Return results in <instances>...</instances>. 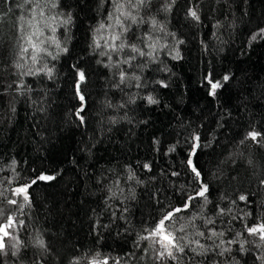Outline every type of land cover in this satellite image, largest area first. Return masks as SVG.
Masks as SVG:
<instances>
[{"label":"trees","instance_id":"trees-1","mask_svg":"<svg viewBox=\"0 0 264 264\" xmlns=\"http://www.w3.org/2000/svg\"><path fill=\"white\" fill-rule=\"evenodd\" d=\"M261 29L264 0H0V226L12 217L6 230L22 242L0 264H176L156 258L149 233L201 182L208 202L197 197L167 230L212 244L195 236L211 218L247 250L225 243L224 256L181 264H264L246 231L264 223ZM197 136L199 180L187 164ZM24 185L27 199L15 193Z\"/></svg>","mask_w":264,"mask_h":264},{"label":"snow or ice","instance_id":"snow-or-ice-1","mask_svg":"<svg viewBox=\"0 0 264 264\" xmlns=\"http://www.w3.org/2000/svg\"><path fill=\"white\" fill-rule=\"evenodd\" d=\"M140 3H143L144 0H139ZM25 3H29V0H25ZM55 5H53L54 7ZM37 7H39V5L37 4ZM119 9V6H118ZM194 18L199 19V17L197 16L195 11H191L190 13ZM23 19V18H22ZM26 23H28L30 26L35 27V25H33L32 21H26ZM116 23L120 24L121 20L119 17L116 18ZM103 27V25L101 26ZM39 34V28H36V31L32 34L27 35L26 39L28 42L29 47H31L34 51H33V55H32V60L33 62H35L37 60V53L40 52L42 49L39 48V46L36 43H33V36L34 35H38ZM257 35H260L262 37H264V29L260 30L259 34H254L252 36V40H256L257 39ZM113 39H119V36H114ZM42 43V42H41ZM113 50H117L115 45H112ZM120 48H123L124 45L121 44L119 46ZM132 50L134 52L139 51L138 49H136L135 46H132ZM28 48H23L22 52H27ZM141 55H143V52H140ZM19 67V65H18ZM48 73H51V69H47ZM29 74H34V73H30ZM124 74H121V79L123 80ZM80 79L81 81L84 79V73L81 72L80 73ZM208 80V83L211 85V89L212 92L210 94L214 95L215 94V90L218 87H221V84L219 81L213 83L210 76L206 78ZM228 77L225 76L224 80H227ZM150 103H156L155 100H153L151 97L148 98ZM81 100H83V96H81ZM260 135L259 133L256 132H250L248 133V136L251 137L253 140L256 139V137ZM194 141H196V143L193 145V152L190 153V158L187 161V164L191 166V171L194 174V178L199 180L201 173L200 171L196 168L195 165H193L192 163V159L191 156L195 154L194 149L195 147H198V141H199V137H194L193 138ZM174 149H170V151H172ZM177 173H173V175H176ZM39 179H52V177H39ZM33 183H35V181H33ZM262 183H264V181H262ZM30 185H24L23 187H17L15 189V193L17 195L19 194H24L25 199H27V195H26V191H27V187H29ZM208 192V186L206 184H203L202 182L199 185V190L196 191L195 196L193 195H189L187 197V200L185 201V203L183 204V207H175L173 208L171 211H167L165 214L162 215V218L158 221V223L156 224V227L154 229L151 230V232L149 233V236H157L160 237V240L158 241L161 245V248L163 250H160L157 252L156 258L159 260H172L175 261L176 264H181V262L185 259L187 260H192L195 257L199 256V257H206L207 254L209 252H212L216 255L219 256H224L225 253H229L231 252V249L228 247H224L225 243L227 244H233V243H239V248L240 251H246L247 249L245 248V244L248 243V241L246 239H240V237L242 236V233H236L235 234V239H231L228 241H225L223 239V237L225 236V232L223 231H217L215 229V220L211 219V218H203V217H199L201 219L204 220V228L205 230L201 231V230H196L195 232V236L196 237H201L204 238L206 241H212V244H205V243H201L200 239H188V237L185 236H177L176 232H180V233H184L185 232V226L181 225L179 227V229H176L175 231H168L167 227H166V222H170L172 221V219L174 218V216L177 213H180L184 210H187L190 206H191V202L193 200H195L197 197L203 198V200L205 201V204L208 202L207 201V196L206 193ZM0 195H2V193H0ZM240 200H246L247 198L243 195H241L239 197ZM9 203L11 204H16V200H10ZM233 203H235L233 201ZM230 211V209H229ZM225 214V209L221 208L219 209L217 216H222ZM198 217L193 216L191 218L192 221H194L195 219H197ZM13 223H15V221L13 220L12 217H8V223L4 226H0V232L3 233L2 236H0V254L7 256L8 255V248H12L15 249L14 251L11 252V255L13 257H18V254L20 252V249L22 247V242L19 241L18 238L15 237H11V234L6 230L9 227H12ZM20 223H23L22 221ZM208 225H212V228H208ZM193 227H195V225L193 224ZM229 231H231V229H229ZM247 233L250 236H258L260 243L256 244L257 248H261L264 247V223L258 225V226H254V227H247L246 228ZM207 233V235H206ZM4 237H11L12 239H16V243L14 244H8L6 245L4 242ZM144 239H147L148 237H143ZM185 241H187L185 243ZM37 245L42 248V249H46L45 246V242L42 239H38L36 241ZM219 249V251L217 252L216 250ZM187 250V251H186ZM99 255V254H98ZM258 259H260L262 262H264V256L258 257ZM94 264H96V262H94ZM103 264H107V260L103 261ZM201 264H203V261H201ZM216 264H219V262H216Z\"/></svg>","mask_w":264,"mask_h":264},{"label":"rangeland","instance_id":"rangeland-1","mask_svg":"<svg viewBox=\"0 0 264 264\" xmlns=\"http://www.w3.org/2000/svg\"><path fill=\"white\" fill-rule=\"evenodd\" d=\"M2 226H4V225H2Z\"/></svg>","mask_w":264,"mask_h":264}]
</instances>
